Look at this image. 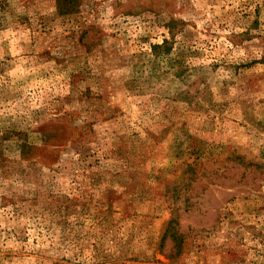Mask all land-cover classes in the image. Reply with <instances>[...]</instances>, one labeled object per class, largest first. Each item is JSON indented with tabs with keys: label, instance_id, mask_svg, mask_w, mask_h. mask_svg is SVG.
Returning a JSON list of instances; mask_svg holds the SVG:
<instances>
[{
	"label": "rangeland",
	"instance_id": "obj_1",
	"mask_svg": "<svg viewBox=\"0 0 264 264\" xmlns=\"http://www.w3.org/2000/svg\"><path fill=\"white\" fill-rule=\"evenodd\" d=\"M0 264H264V0H0Z\"/></svg>",
	"mask_w": 264,
	"mask_h": 264
},
{
	"label": "trees",
	"instance_id": "obj_2",
	"mask_svg": "<svg viewBox=\"0 0 264 264\" xmlns=\"http://www.w3.org/2000/svg\"><path fill=\"white\" fill-rule=\"evenodd\" d=\"M74 0H57V2L60 3V7L67 4V3H71Z\"/></svg>",
	"mask_w": 264,
	"mask_h": 264
}]
</instances>
